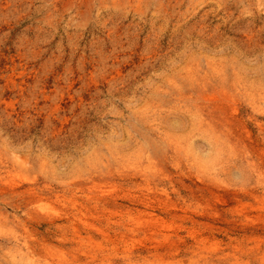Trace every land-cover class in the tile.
<instances>
[{
    "label": "rangeland",
    "instance_id": "rangeland-1",
    "mask_svg": "<svg viewBox=\"0 0 264 264\" xmlns=\"http://www.w3.org/2000/svg\"><path fill=\"white\" fill-rule=\"evenodd\" d=\"M0 264H264V0H0Z\"/></svg>",
    "mask_w": 264,
    "mask_h": 264
},
{
    "label": "bare ground",
    "instance_id": "bare-ground-1",
    "mask_svg": "<svg viewBox=\"0 0 264 264\" xmlns=\"http://www.w3.org/2000/svg\"><path fill=\"white\" fill-rule=\"evenodd\" d=\"M137 204H138V203H137ZM141 214H142V213H141ZM140 216H141V215H140ZM140 216H139V217H140ZM134 218H135V217H134Z\"/></svg>",
    "mask_w": 264,
    "mask_h": 264
}]
</instances>
